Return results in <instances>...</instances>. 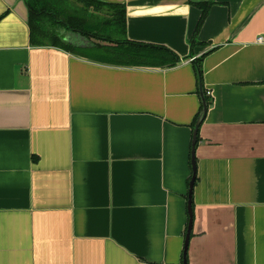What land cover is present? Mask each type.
I'll return each mask as SVG.
<instances>
[{"label": "crops", "instance_id": "1", "mask_svg": "<svg viewBox=\"0 0 264 264\" xmlns=\"http://www.w3.org/2000/svg\"><path fill=\"white\" fill-rule=\"evenodd\" d=\"M100 1L179 60L36 45L80 5L0 0V264H264V0Z\"/></svg>", "mask_w": 264, "mask_h": 264}, {"label": "trees", "instance_id": "2", "mask_svg": "<svg viewBox=\"0 0 264 264\" xmlns=\"http://www.w3.org/2000/svg\"><path fill=\"white\" fill-rule=\"evenodd\" d=\"M74 1L75 5H80L75 6V11H67V14H62L64 17L57 15L58 20L64 18L66 26L75 32L73 41L63 40L54 28L58 21H53L52 14L43 13L38 8H31L29 13L30 40L36 45L59 46L77 55L109 64L171 67L178 62L179 58L166 47L126 38L124 5L100 0ZM200 61L201 58L196 60L199 73ZM205 98L208 101V96L205 95Z\"/></svg>", "mask_w": 264, "mask_h": 264}, {"label": "water", "instance_id": "3", "mask_svg": "<svg viewBox=\"0 0 264 264\" xmlns=\"http://www.w3.org/2000/svg\"><path fill=\"white\" fill-rule=\"evenodd\" d=\"M206 111H207V103H206V101H203L202 111H201L199 117L196 120L195 127H194V130H193L192 150H191L193 174H192L191 181H190V184H189V190H190L189 193L191 192V189H192V186H193V182H194V173H195L194 145H195V141H196L197 129H198L201 121L203 120ZM189 215H190L189 216V222H188L187 233H186V238H185L186 244H187V240H188L189 233H190V228H191V211L189 212Z\"/></svg>", "mask_w": 264, "mask_h": 264}, {"label": "built area", "instance_id": "4", "mask_svg": "<svg viewBox=\"0 0 264 264\" xmlns=\"http://www.w3.org/2000/svg\"><path fill=\"white\" fill-rule=\"evenodd\" d=\"M256 41L257 42H262L263 41V37L261 35L257 36ZM207 94H208V92H207ZM143 264H172V263H150V262H144ZM179 264H181V263H179Z\"/></svg>", "mask_w": 264, "mask_h": 264}, {"label": "rangeland", "instance_id": "5", "mask_svg": "<svg viewBox=\"0 0 264 264\" xmlns=\"http://www.w3.org/2000/svg\"><path fill=\"white\" fill-rule=\"evenodd\" d=\"M74 14V12H71ZM99 15H103V14H99ZM60 17H64L62 14L59 15ZM103 34H106V33H103Z\"/></svg>", "mask_w": 264, "mask_h": 264}]
</instances>
